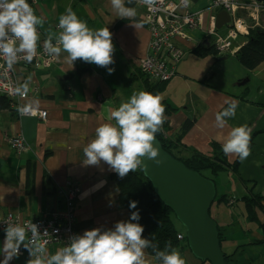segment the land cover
Instances as JSON below:
<instances>
[{
    "label": "crops",
    "instance_id": "0c3cea01",
    "mask_svg": "<svg viewBox=\"0 0 264 264\" xmlns=\"http://www.w3.org/2000/svg\"><path fill=\"white\" fill-rule=\"evenodd\" d=\"M188 2L192 13L202 14V24L189 29L184 37L174 39L184 57L177 63V75L161 94L162 102L176 109L169 117V136L178 137L183 125L194 121L182 143L210 155L211 142L223 145L232 128L246 124L252 129L251 154L241 162L239 176L230 172L233 189H223L222 194L217 191V199L224 195L231 197L230 205L215 201L210 214L218 226L227 229L224 242L230 239V231H234L236 236L229 249H223L224 242L221 246L226 254L235 255L232 258L235 264H264V248H238L252 238H262L263 231L258 224L250 223L244 203H235L249 196L240 178L253 182L254 194L264 196V63L250 71L236 60V54L246 43L243 38L234 42L226 55L193 54L198 46H211L213 37L209 32L220 11L213 9L212 0ZM125 6L137 10L135 18H119L110 0H71L67 6L90 28L108 27L113 34L115 63L109 66L114 68L112 74L106 68L81 60L71 65L67 53L63 52L54 57L48 67L35 68L31 63L17 67L20 83L29 82L28 99L24 104L38 101V109L48 112L49 121L43 123L38 118L21 117L15 112H0V222L10 213L18 214L22 220L62 214L63 194L70 187L80 190L75 201V229L79 235L98 227L114 229L117 222L130 220L131 214L121 203L117 184L112 179L115 171L103 161L99 166L85 167L82 163L83 149L95 138V129L103 123H115L110 119L111 110L126 102L134 92H147L144 84L147 77L140 64L149 54L151 35L143 20L144 10L132 0L131 3L125 0ZM35 9L38 16L45 18L46 25L38 29L37 51L40 52L47 37L58 34L60 15L44 3H36ZM180 11L185 9L181 7ZM136 23H142L143 27L135 29L132 25ZM254 24L249 21L252 28L257 27ZM258 27L264 29V11ZM243 81L245 84L241 85ZM231 103L237 105L235 115L227 118L223 128L217 127V113ZM19 135L28 143L21 155L10 145ZM237 159L234 154L228 155L230 164ZM255 211L259 223L264 224V214L259 209ZM3 241L0 232V249ZM60 248L52 246L47 250L55 254ZM178 250L187 264H210L196 259L188 247ZM145 255L151 264H158L146 249ZM3 258L0 253V261ZM29 259V252L24 250L9 264H27Z\"/></svg>",
    "mask_w": 264,
    "mask_h": 264
},
{
    "label": "clouds",
    "instance_id": "9594fccd",
    "mask_svg": "<svg viewBox=\"0 0 264 264\" xmlns=\"http://www.w3.org/2000/svg\"><path fill=\"white\" fill-rule=\"evenodd\" d=\"M128 2L131 3V0ZM110 3L121 19L135 18L137 15L135 8L125 6V0H110ZM140 3L151 9L156 0H140ZM44 23L45 18L36 14L28 0H0V56L4 58L8 70L19 60L31 62L37 55L40 41L38 29ZM132 26L139 29L143 24L136 23ZM57 28L58 34L49 35L43 43L49 56L59 57L63 52L67 53L71 65L81 60L106 68L109 74L114 72V68L109 66L115 63V46L113 34L108 27L92 29L68 7L65 14L59 16ZM29 90L28 81L15 89L21 96H27ZM162 100L161 95L139 91L134 92L118 108L111 110L110 119L115 123H103L95 129V138L83 149V165L99 166L103 161L120 178L140 168L145 170V158L160 165L162 161L158 159L160 153L156 134L165 121ZM236 107L235 103H231L217 113L216 126L223 128L227 118L235 115ZM38 108L39 102L36 101L26 104L19 111L22 114L35 113ZM251 134L252 129L246 124L232 128L222 145L224 154H234L241 161L247 159L251 154ZM137 204L138 202L131 201L130 208L136 209ZM139 220V211H133L128 222L119 221L114 229L98 227L86 230L82 235L72 236L69 243L55 254H49L47 240L41 239L42 236L49 235L47 230L41 234L38 225L32 222L27 226L7 224L3 247L0 249L4 258L0 264H9L14 258H18L21 246L29 252L27 264H151V260L146 258L145 249H155L157 246L151 239L143 238L144 227L138 223ZM29 231L31 237L28 236ZM184 235L183 233L182 236ZM154 259L158 264H187L180 251L173 248L170 242L164 250L155 252Z\"/></svg>",
    "mask_w": 264,
    "mask_h": 264
},
{
    "label": "built area",
    "instance_id": "2783aa9c",
    "mask_svg": "<svg viewBox=\"0 0 264 264\" xmlns=\"http://www.w3.org/2000/svg\"><path fill=\"white\" fill-rule=\"evenodd\" d=\"M132 1L144 10L143 20L148 25L151 35L149 54L140 64L141 71L153 83H168L177 75V63L184 57L183 51L174 44V39L184 37L189 29L199 28L202 24V14L192 13L189 10L188 0H176V2L156 0V4L151 9L140 3V0ZM28 3L36 4V0H28ZM181 7L185 9L184 12L180 11ZM212 7L215 10L227 12L231 17L223 34H219V31L216 30L215 19L209 32L214 39L213 45L216 53L222 56L230 53L234 42L242 38L246 43L248 42L252 28L249 21H253L254 26L259 25L264 10V1L212 0ZM53 60L54 57L49 56L42 46L41 51H37V55L31 62L21 59L11 70H8L4 58L0 56V94L7 98L19 116L38 118L43 123H48L49 114L46 110L38 109L35 113L24 114L19 111L25 106L24 101L28 99V94L21 96L15 89L22 85L17 73L19 65L31 63L35 68L48 67ZM10 145L18 155L23 154L28 148L27 140L21 135L15 136ZM79 193L78 187H70L64 191V212L62 214L52 213L34 220H22L18 214L10 213L0 222L2 237L5 238L4 229L7 224L18 223L27 226L32 222L38 225L41 234L45 230L48 231V236L41 237L42 240H47V248L66 246L72 236L78 235L75 229V201ZM28 236L31 237L30 231ZM183 238L182 235L178 236L180 240ZM24 250L26 249L21 246L20 254Z\"/></svg>",
    "mask_w": 264,
    "mask_h": 264
},
{
    "label": "trees",
    "instance_id": "16d2710c",
    "mask_svg": "<svg viewBox=\"0 0 264 264\" xmlns=\"http://www.w3.org/2000/svg\"><path fill=\"white\" fill-rule=\"evenodd\" d=\"M30 5L35 9V4L30 3ZM192 53L198 56L216 55L213 44L209 47L198 46L192 51ZM236 60L250 71L256 70L262 63H264V29L256 27L250 30L249 40L236 54ZM143 75L146 76L144 73ZM144 84L147 92H150L153 95H161L168 83H153L147 77V79L144 80ZM162 104L165 107V121L160 132L156 134V138L161 142L163 149L167 153L176 160L182 162L189 170L198 172L201 175L204 171H209L214 175L229 171L239 176V167L242 161L238 157L234 164H230L228 155L224 154L222 145L219 143L214 141L211 142L212 152L210 155L203 154L182 143L184 134L192 128L194 121H187L181 129L180 135L174 139L170 138L169 117L174 114L176 109L166 101L162 102ZM1 111L17 113V111L12 108L7 98L2 94H0V112ZM251 146L252 142H250V148ZM112 179L117 184L119 199L123 206L129 210L130 214L133 211H139L140 220L138 223L144 227L143 238L151 239L152 243L157 246L155 249L152 247L146 249L149 255L155 257V252L157 250H164L169 242L171 243V246L176 249L182 246L186 248L188 247L185 235L183 240L178 239V236L180 234L183 235V233L176 228L174 214L162 203L156 195L151 183L143 176L141 170L129 173L124 178H120L117 173H114ZM240 180L248 189L249 196L236 200L235 203H244L248 214V220L250 223L258 224V228L263 231V237L260 239L252 238L243 246L239 245L238 248L250 246L264 248V224L259 223L258 215L255 211V209H259L260 212L264 214V196L254 194L253 182L244 181L242 178H240ZM131 201L138 202L136 209L130 208ZM216 202L230 205L231 197L224 195L217 199ZM230 207L233 206L231 205ZM134 223H136V221H134ZM218 231L220 243L222 245L224 240L227 239L228 231L220 226H218ZM234 256V254H226V262L232 261L235 263V261L232 260Z\"/></svg>",
    "mask_w": 264,
    "mask_h": 264
},
{
    "label": "water",
    "instance_id": "95a60500",
    "mask_svg": "<svg viewBox=\"0 0 264 264\" xmlns=\"http://www.w3.org/2000/svg\"><path fill=\"white\" fill-rule=\"evenodd\" d=\"M231 17L221 12L216 18L219 31L228 25ZM244 85L243 81L240 83ZM159 157L162 161L156 165L145 158L143 176L151 183L162 203L172 211L177 220L186 229V240L192 255L210 264H234L226 262L222 251L217 222L210 211L217 200L215 183L198 172L189 170L182 162L167 153L156 138Z\"/></svg>",
    "mask_w": 264,
    "mask_h": 264
},
{
    "label": "rangeland",
    "instance_id": "374dc122",
    "mask_svg": "<svg viewBox=\"0 0 264 264\" xmlns=\"http://www.w3.org/2000/svg\"><path fill=\"white\" fill-rule=\"evenodd\" d=\"M36 2L37 3H44V4L48 5L52 10L59 12V15L61 16V15H63L62 13L65 12V9L67 8V6L71 2V0H36ZM43 26L45 27L46 25H43ZM50 26H52V24H50ZM53 26H55V25H53ZM222 31H225V29L224 28L221 29L220 32H222ZM211 41L214 42V39L211 38ZM202 175L206 179L213 180L219 194H222L223 189H233L232 179L230 178V172L229 171H225V172L219 173L217 175H214V174L210 173L209 171H204V172H202ZM233 177H235V176H233ZM235 179H236V177H235ZM174 217H175V215H174ZM174 222H175L176 228L180 232L186 234V229L181 225V223L177 220L176 217L174 219ZM229 236H230V239L228 241H225L223 244L224 250L229 249V247L232 243L231 240H233L234 239L233 236H236V235H234V231H230Z\"/></svg>",
    "mask_w": 264,
    "mask_h": 264
}]
</instances>
